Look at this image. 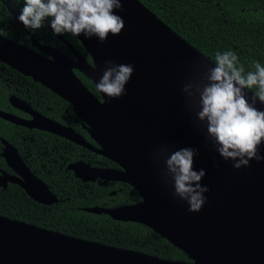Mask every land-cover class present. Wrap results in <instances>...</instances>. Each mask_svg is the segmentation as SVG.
Here are the masks:
<instances>
[{"label":"water","instance_id":"obj_1","mask_svg":"<svg viewBox=\"0 0 264 264\" xmlns=\"http://www.w3.org/2000/svg\"><path fill=\"white\" fill-rule=\"evenodd\" d=\"M4 4L24 28L17 19L19 12L13 7L14 2L5 0ZM116 14L124 19L120 34H109L103 43L95 37L75 36L91 63L60 35L55 36L67 45L74 59L50 45L40 44L25 28L35 49L0 36V61L70 102L89 126L88 135L94 144L72 127L36 114L14 95L9 97V103L29 112L32 119L3 110L0 118L50 132L116 163L118 167H97L78 160L65 169L82 181L128 183L141 200L83 209L143 223L181 249L191 262L158 258L0 215V264H264V161L253 160L249 167L240 169L233 168L232 161H224L206 140V129L194 123L196 109L185 107L186 98L181 91L194 72L195 61L214 62L139 0H126L123 10ZM46 26L52 32L47 23ZM106 60L134 67L125 85L126 94L117 99L109 100L100 91L97 98L74 71L82 72L96 86ZM256 107L264 110L260 102ZM182 147L197 150L194 168L206 172L201 184L209 191L204 193L207 199L198 212H189L186 202L174 198L171 183L162 177L164 163L159 149L170 153ZM260 153L264 155V144ZM24 187L39 203L57 200L46 184L34 176Z\"/></svg>","mask_w":264,"mask_h":264},{"label":"trees","instance_id":"obj_2","mask_svg":"<svg viewBox=\"0 0 264 264\" xmlns=\"http://www.w3.org/2000/svg\"><path fill=\"white\" fill-rule=\"evenodd\" d=\"M0 0V36L31 46L25 29ZM17 10L24 0H12ZM177 35L207 58L215 61L217 52L235 51L246 71L253 62L264 65V0H139ZM19 12V11H18ZM33 36L70 55L63 43L45 27ZM87 61L88 53L71 34L63 35ZM84 85L100 98L99 90L86 75L75 71ZM251 91L257 92L254 87ZM14 95L47 118L68 125L88 142L89 126L77 109L48 86L0 61V110L17 111L10 105ZM0 137L18 147H37L35 173L57 198L51 204L39 203L16 186L0 190V215L69 236L134 250L158 258L191 262V258L143 223L117 220L106 213L85 211V207H114L140 201L128 183L82 181L65 167L82 160L91 166L118 167L110 159L50 132L27 128L0 118ZM44 147H48L45 149ZM115 191L114 194H111Z\"/></svg>","mask_w":264,"mask_h":264},{"label":"clouds","instance_id":"obj_3","mask_svg":"<svg viewBox=\"0 0 264 264\" xmlns=\"http://www.w3.org/2000/svg\"><path fill=\"white\" fill-rule=\"evenodd\" d=\"M124 2L24 0L17 19L31 34L47 23L54 35L95 37L103 43L109 34L116 36L124 28V19L116 14L123 10ZM104 64L96 87L109 100L120 98L126 94L125 85L134 67L111 60ZM193 64L194 72L181 91L186 98L185 107L196 109L194 123L206 129V140L224 161H232L235 169L249 167L253 160L264 161L260 153L264 144V110L256 107L257 102L264 104V65L253 62L254 70L246 71L232 50L217 52L214 63L201 59ZM254 87L256 93L251 91ZM159 152L164 163L162 177L171 183V195L186 202L189 212L200 211L207 199L204 193L209 189L201 184L205 170L194 168L197 150L182 147L167 153L160 148Z\"/></svg>","mask_w":264,"mask_h":264},{"label":"flooded vegetation","instance_id":"obj_4","mask_svg":"<svg viewBox=\"0 0 264 264\" xmlns=\"http://www.w3.org/2000/svg\"><path fill=\"white\" fill-rule=\"evenodd\" d=\"M25 33H26V31H25ZM29 40H30L32 47H30V46H27V47L35 49V47L32 45V40L31 39H29ZM59 40L66 47V49L68 50L70 55H68L67 53H64L59 48H56V49L60 50L65 55L74 59V54L71 52V50L67 47V45L61 39H59ZM64 40H66V39H64ZM40 44H42V43H40ZM47 45H49V44H47ZM24 46H26V45H24ZM52 47H54V46H52ZM72 47H73V45H72ZM74 50L76 52H78L80 55H82L76 48H74ZM88 62L91 63V61H88ZM74 71H76V70H74ZM10 96H12V95H10ZM16 98L22 100L19 97H16ZM24 102H26V101H24ZM12 107L17 111L16 113H12V114L19 116L21 118H24V119H32L33 116L29 112L24 111L22 109L14 107V106H12ZM30 107H31V110L35 111L36 114H41L36 109H34L31 105H30ZM41 115H43V114H41ZM4 141L7 142L10 146L9 147L6 146ZM26 148L27 147H18L16 145L10 143L8 140L0 137V190H6L9 188V186L14 185L17 187V189L21 190L24 194H26L28 197L31 198V196H29L28 193L26 192L24 185L27 184V182L29 181L31 176H34V177L40 179L41 181H43V180L40 177H38L35 173V168H36L37 161H38L37 160L38 154L36 153L37 147H28L29 150H26ZM44 148L47 149L48 147H44ZM109 182L107 184H109ZM107 184H105V185H107ZM101 185H103V184H101ZM46 186H47V184H46ZM47 188H48V186H47Z\"/></svg>","mask_w":264,"mask_h":264}]
</instances>
